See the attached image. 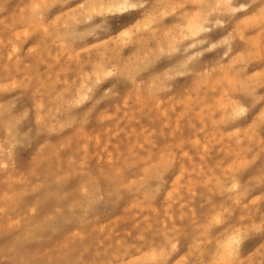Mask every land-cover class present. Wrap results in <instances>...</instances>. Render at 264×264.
<instances>
[{
	"label": "clouds",
	"instance_id": "1",
	"mask_svg": "<svg viewBox=\"0 0 264 264\" xmlns=\"http://www.w3.org/2000/svg\"><path fill=\"white\" fill-rule=\"evenodd\" d=\"M241 32L255 49L238 46ZM257 54L264 85V0H0V264H264V196L248 207L239 175L179 222L108 220L102 232L97 217L167 191L132 121L172 97L190 118L242 122L264 106L247 87ZM129 94L139 104L114 112Z\"/></svg>",
	"mask_w": 264,
	"mask_h": 264
},
{
	"label": "rangeland",
	"instance_id": "2",
	"mask_svg": "<svg viewBox=\"0 0 264 264\" xmlns=\"http://www.w3.org/2000/svg\"><path fill=\"white\" fill-rule=\"evenodd\" d=\"M246 26L242 25L241 27H243L244 31H251V28L248 26L246 28ZM197 27L196 24L192 25L193 30ZM238 40V46L252 49L257 47L256 41L245 39L242 32L239 34ZM249 40L250 42H248ZM256 56L250 60L252 78L247 87H251L250 89L254 93L264 95V85H262L258 76L259 69L255 68V65L260 63L261 57L258 54ZM70 73L71 69L66 68L58 71V76ZM203 83L206 85L207 80ZM200 86V83L194 82V87L198 88ZM161 87L162 85L157 84L158 89ZM174 99L175 102H173ZM215 101L217 103V111H223L226 108L227 104L220 96L216 97ZM130 103L139 104V100L130 94L126 95L120 100L118 105L114 104L112 106L113 111L115 112L120 107H126ZM179 107V98L170 97L167 101H158L155 113L147 114L143 119L132 121L136 127L131 129V131L138 133L146 143H150L154 147L159 167L168 169L170 171L168 175L171 176L172 180L176 171L184 167L182 180L176 187L174 186L175 190L170 187L172 180L168 181L166 185L167 192H164L163 199L159 201L158 205L154 200L150 206L142 207L137 201L132 200L125 208H117L111 205L102 207L97 214L102 232L105 227L109 226L108 220H111L112 228H123L125 224L136 220L146 222L150 217L157 215L160 216L162 226L168 223L179 222L183 220L185 211L190 204L195 202L209 185L218 187L220 178L229 175H239L243 177L245 182L251 185L250 196L246 197L248 207L255 208L260 204L261 196H264V183L261 182V177L264 173L257 167V164L259 163V155H264V153L260 152V146L264 143V106H261L260 103L253 104V107L250 108L242 122L237 120L226 122L223 119L218 121L214 119L215 112H209L208 118L202 116L190 118L186 111L182 110L178 112L177 108ZM197 112H199V109ZM170 113L172 114L171 116ZM120 114L123 115V113ZM101 119L111 120L112 115H102ZM205 119L207 123H205ZM222 129H227V131H222ZM164 154L165 156H162ZM161 156L162 158L164 157V160L161 159ZM168 159H171V162ZM166 163H168V166ZM171 163L172 165L169 167ZM161 164L162 166H160ZM164 164L165 166H163ZM235 168L238 169L236 170ZM161 170L163 171V169ZM170 189H173L174 192L173 195L168 196ZM217 195L219 196V192ZM254 200L255 202H253ZM240 210H245L244 205H240ZM54 239L56 238L54 237ZM256 258L259 259V256L257 255Z\"/></svg>",
	"mask_w": 264,
	"mask_h": 264
},
{
	"label": "bare ground",
	"instance_id": "3",
	"mask_svg": "<svg viewBox=\"0 0 264 264\" xmlns=\"http://www.w3.org/2000/svg\"><path fill=\"white\" fill-rule=\"evenodd\" d=\"M196 23L194 22L192 25H195ZM246 28H247V26H246ZM247 31V30H246ZM242 36V35H241ZM241 39V38H240ZM248 42H250V40L248 41ZM255 48V47H254ZM253 48V49H254ZM257 57V56H256ZM251 88V87H250ZM259 91V90H258ZM172 102V101H171ZM223 102V101H222ZM255 104V103H254ZM255 106V105H254ZM222 107V106H221ZM225 107H227V105L225 106ZM252 107H253V105H252ZM251 107V108H252ZM170 109V108H169ZM225 109V108H224ZM157 111H158V108H157ZM182 111V110H181ZM212 114V113H211ZM233 114H235V109H233ZM208 118V117H207ZM221 124H222V122H221ZM257 124V123H256ZM211 125H212V123H211ZM238 129V128H237ZM251 130V129H250ZM160 131V130H159ZM254 133V132H253ZM246 135V134H245ZM254 135V134H253ZM232 136V135H231ZM223 137V136H222ZM246 137V136H245ZM251 139V138H250ZM221 140V139H220ZM148 141V140H147ZM188 141V140H187ZM199 141V140H198ZM178 144V143H177ZM179 145V144H178ZM195 146V145H194ZM178 147V146H177ZM162 151V150H161ZM207 151V150H206ZM242 151V150H241ZM218 152V151H217ZM246 152V151H245ZM164 153V152H163ZM174 154V153H173ZM238 154V153H237ZM167 155V154H166ZM229 155V154H228ZM162 156H165V154L164 155H162ZM162 156H161V159H163L162 158ZM168 156V155H167ZM171 157V156H170ZM236 157V156H235ZM166 158V157H165ZM201 158V157H200ZM173 159V158H172ZM164 160V159H163ZM169 160V159H168ZM171 160V159H170ZM169 160V161H170ZM200 160H202V159H200ZM240 160V159H239ZM162 161V160H161ZM168 162V161H167ZM171 162V161H170ZM205 163V162H204ZM251 163V162H250ZM163 164V163H162ZM162 164L160 165V166H162ZM240 164H241V162H240ZM166 165L168 166V163H166ZM172 165V163L169 165V167ZM182 165V164H181ZM163 166H165V164L163 165ZM183 166V165H182ZM181 166V167H182ZM242 166H243V164H242ZM234 167V166H233ZM160 169H163V172H164V174L165 175H168L169 174V170L168 169H164V167H160ZM183 169H184V167L182 168V169H178L177 171H176V173L174 174V176L172 177L173 178V180H172V184H171V186L170 187H172L173 189H174V186L176 187L179 183H180V181L182 180V178H183V176H184V171H183ZM236 169V168H235ZM238 169V168H237ZM236 169V170H237ZM193 170V169H192ZM222 170V169H221ZM186 172V171H185ZM200 172V171H199ZM229 172V171H228ZM230 173V172H229ZM228 173V174H229ZM227 174V175H228ZM226 175V174H225ZM263 175V174H262ZM211 176V175H210ZM256 176V175H255ZM212 177V176H211ZM217 179V178H216ZM209 180V179H208ZM207 180V181H208ZM219 181V180H218ZM195 182V181H194ZM210 182V181H209ZM208 182V183H209ZM250 182V181H249ZM171 183V182H170ZM189 183H190V180H189ZM205 183H207V182H205ZM247 183V182H246ZM248 184V183H247ZM257 185V184H256ZM259 185V184H258ZM204 186V185H203ZM215 186V185H214ZM255 186V185H254ZM188 187V186H187ZM192 187V186H191ZM217 187V186H216ZM171 190L170 189V191L168 192V196H171V195H173V192H174V190ZM257 189V188H256ZM258 190V189H257ZM260 190H262V189H260ZM259 190V191H260ZM167 192V191H166ZM186 192V191H185ZM250 192H251V188H250ZM262 192V191H261ZM189 193V192H188ZM177 196H179V195H177ZM261 196V195H260ZM259 196V197H260ZM262 197V196H261ZM246 198V197H245ZM259 199V198H258ZM169 200H170V198H169ZM253 200V199H252ZM257 200V199H256ZM253 202H255V200L253 201ZM137 203V202H136ZM252 204V203H251ZM134 205V204H133ZM257 205V204H256ZM128 208V207H127ZM154 208V207H153ZM170 208V207H169ZM179 208V207H178ZM129 209V208H128ZM140 209V208H139ZM145 209H147V208H145ZM150 209V208H149ZM126 210V209H125ZM151 210V209H150ZM165 210V209H164ZM123 211V210H122ZM180 213H182V212H180ZM125 215V214H124ZM167 215V214H166ZM171 215V214H170ZM180 215V214H179ZM123 216V215H122ZM126 216V215H125ZM118 217V216H117ZM147 217V216H146ZM123 218H124V216H123ZM120 219H122L121 217H120ZM172 219V218H171ZM123 220V219H122ZM101 230V229H100ZM258 255V254H257Z\"/></svg>",
	"mask_w": 264,
	"mask_h": 264
},
{
	"label": "snow or ice",
	"instance_id": "4",
	"mask_svg": "<svg viewBox=\"0 0 264 264\" xmlns=\"http://www.w3.org/2000/svg\"><path fill=\"white\" fill-rule=\"evenodd\" d=\"M237 115H239V112L237 113Z\"/></svg>",
	"mask_w": 264,
	"mask_h": 264
}]
</instances>
